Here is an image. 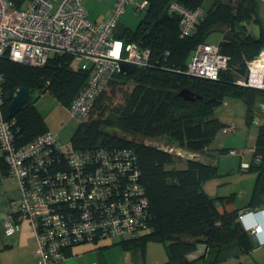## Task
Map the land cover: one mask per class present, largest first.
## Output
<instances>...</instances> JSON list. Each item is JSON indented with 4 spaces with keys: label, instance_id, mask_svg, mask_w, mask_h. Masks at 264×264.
Returning a JSON list of instances; mask_svg holds the SVG:
<instances>
[{
    "label": "trees",
    "instance_id": "16d2710c",
    "mask_svg": "<svg viewBox=\"0 0 264 264\" xmlns=\"http://www.w3.org/2000/svg\"><path fill=\"white\" fill-rule=\"evenodd\" d=\"M13 1L18 4V0ZM146 1L142 8L133 5L135 13L144 12L138 25L134 29L121 30L117 26L114 36L126 44H137L141 50L148 49L151 65L138 66L131 74L117 71L104 84L86 115L75 117L72 109L87 85L89 75L72 66L73 55L56 52L43 66L15 62L5 55L0 60L4 118L12 124L16 145H28L50 132L36 105L37 93L48 91L54 95L71 117L79 121L71 142L64 144L70 151L104 149L130 153L133 166L129 176L136 172L138 176L134 182L129 176L120 179L119 196L124 200L125 190L134 185L144 191L149 201L150 231H141L135 239L122 237L121 244L129 248L148 241L163 243L168 253L164 264H216L218 257L210 254H217L229 243L236 242L244 251L253 246L239 214L247 207L257 210L264 207V127L259 130L252 147V161L245 169L242 162L240 165L243 172H256L246 208L228 207L234 204L235 194L214 198L204 189L208 179L218 176L216 154L210 144L221 130L233 124L227 125L214 117V110L227 96L241 97L250 123L256 100L264 94L235 84V73L245 76L247 62L264 49V30L256 42L246 28H239L253 15L257 17V0H213L210 7L204 6L206 0ZM174 3L190 11L202 10L199 21L187 36L181 35L182 16L172 9ZM257 23L261 25L258 17ZM215 31L223 34L219 46L229 57L228 68L217 80L185 74L191 56ZM20 87L30 92V100L17 114L9 117L6 96ZM183 89L201 98L186 100L180 96ZM148 139H163L170 149L149 144ZM173 149L187 151L193 156L182 157ZM54 155L61 156L58 152ZM57 158L52 170L66 171L64 157ZM183 162L186 167L178 168L177 164ZM2 163L7 172L3 157ZM111 238L115 237L96 238L93 242ZM199 244L211 251L210 257L206 259L207 253H204L190 259L189 255ZM73 246L64 249L65 257Z\"/></svg>",
    "mask_w": 264,
    "mask_h": 264
},
{
    "label": "built area",
    "instance_id": "2783aa9c",
    "mask_svg": "<svg viewBox=\"0 0 264 264\" xmlns=\"http://www.w3.org/2000/svg\"><path fill=\"white\" fill-rule=\"evenodd\" d=\"M128 4L142 8L147 1L116 0L110 17L96 22L88 17L82 0H60L56 6L52 0H31L26 9L17 8L13 0H0V60L8 55L15 62L43 66L56 52L73 55L72 66L89 77L72 113L85 116L104 84L120 70L121 61L139 67L151 65L148 49L141 50L137 44H126L114 36ZM171 7L182 16V37L189 35L202 15L201 8L190 11L176 3ZM228 62L219 45L201 44L185 74L217 80ZM2 80L0 75V153L21 190L12 214L1 222L5 234L13 235L20 227L19 220H29L37 238V264H56L65 258L63 251L70 246L105 237L135 239L141 231H150L149 201L144 191L134 185L125 190L124 200L119 196L120 179L132 170L130 153L104 149L72 152L52 132L18 147L12 124L4 118ZM236 84L264 90V49L247 62V72ZM260 110L264 127L262 98ZM259 121L254 120L256 124ZM229 128L233 130L234 123ZM55 152L67 162L66 171L52 170ZM239 153L243 152L230 151L232 155ZM242 167L247 168L248 162H242ZM137 176L136 172L128 178L134 182ZM249 212L241 211L240 219ZM249 231L262 233L263 226L256 224Z\"/></svg>",
    "mask_w": 264,
    "mask_h": 264
},
{
    "label": "crops",
    "instance_id": "0c3cea01",
    "mask_svg": "<svg viewBox=\"0 0 264 264\" xmlns=\"http://www.w3.org/2000/svg\"><path fill=\"white\" fill-rule=\"evenodd\" d=\"M52 1L57 4L60 0ZM30 3L31 0H18V4L15 3V5L19 9H24L23 7L26 9ZM82 3L88 11L90 19L105 21L110 17L116 0H82ZM132 6L133 4H129L125 7V12L118 25L119 30L126 27L135 28L136 22L132 20V11H134ZM260 9L261 11L264 9V0H257L256 2L257 17L264 30V16L260 14ZM257 118L255 115V119ZM251 193L241 191L240 196L236 195L234 204L228 205V207H238L243 210L249 203ZM20 195L19 182L16 177L4 169L2 154L0 153V264H37L39 261L35 255L37 240L30 222L27 219L19 220V230L11 236L5 234L1 223L5 217L12 214V209L18 204ZM209 195L211 196L210 193ZM225 196L227 195L218 196L217 194L212 197ZM247 209L250 212L244 215L241 224L248 231L253 246L244 251L236 242L229 243L217 254L215 252L210 254L212 257L215 255L218 257L216 264H264V207L259 210L248 207ZM256 224L263 226V232L257 235V241L253 237L254 234L249 233V228ZM112 239H100L97 242L77 244L71 248L63 260L56 264H164L168 259L167 248L163 243L148 241L136 247L128 248L121 244L123 239L119 241ZM204 253H207V259L210 257L211 251L208 252L205 245L199 244L197 250L190 254L189 258L196 259Z\"/></svg>",
    "mask_w": 264,
    "mask_h": 264
},
{
    "label": "rangeland",
    "instance_id": "374dc122",
    "mask_svg": "<svg viewBox=\"0 0 264 264\" xmlns=\"http://www.w3.org/2000/svg\"><path fill=\"white\" fill-rule=\"evenodd\" d=\"M141 2L140 0H137ZM213 0H206L204 6L210 7ZM129 5V4H128ZM56 6V4H55ZM25 9V7H23ZM27 8V7H26ZM133 10L134 7L132 6ZM133 22H136L135 27L138 25L142 14L144 12L135 13L132 11ZM260 14L264 16V9H260ZM223 39V34L220 31L212 32L207 36V43L212 45H219ZM228 68V67H227ZM236 81L244 77L235 73ZM36 105L42 115L44 116L48 128L51 132L57 134L59 141L62 144L71 142V138L75 133L79 121L71 117L66 107L59 102L54 95L48 91L37 93ZM36 96V95H35ZM264 100V94L260 96ZM261 98L256 100L254 112L252 113V122L249 123L247 119V108L245 102L238 96H227L224 102L218 106L213 116L219 118L227 125L234 123L235 127L224 128L213 139L210 144V149L215 152V161L218 167V176L208 179L204 183V189L211 194V196H223L235 193L241 195V191L252 192L255 181L256 172H243L240 168L241 162L252 161V147L256 142L259 130L262 126V115L260 112ZM260 119L257 125H254V119ZM147 143L160 147L170 149V146L165 143L163 139L146 140ZM175 148V147H174ZM231 150H236L239 153L236 155L230 154ZM173 152L181 153L182 157H189L191 154L181 149H173ZM178 168H185V162L177 164ZM219 188V190H217ZM122 237H115L114 240H120ZM109 240V239H106ZM113 240V239H112Z\"/></svg>",
    "mask_w": 264,
    "mask_h": 264
},
{
    "label": "water",
    "instance_id": "95a60500",
    "mask_svg": "<svg viewBox=\"0 0 264 264\" xmlns=\"http://www.w3.org/2000/svg\"><path fill=\"white\" fill-rule=\"evenodd\" d=\"M240 30L246 28V30L251 34L252 38L256 41H259L262 35L261 26L257 23V17L255 15L252 16L250 20H247L245 23L240 24ZM138 66L135 63H129L125 61L120 62V71L125 74H131L134 72ZM200 78V77H199ZM209 80L207 78H200ZM236 84V83H235ZM237 85V84H236ZM262 93L264 90L256 89ZM180 96L185 98L186 100H195L196 98H201L200 96H193V93L188 89H183L180 92ZM31 94L25 87H20L15 93H8L6 99L9 100L8 112L9 117H13L17 114L23 106L30 100ZM256 125V123H254ZM253 237L257 241L256 235Z\"/></svg>",
    "mask_w": 264,
    "mask_h": 264
},
{
    "label": "flooded vegetation",
    "instance_id": "af4514ba",
    "mask_svg": "<svg viewBox=\"0 0 264 264\" xmlns=\"http://www.w3.org/2000/svg\"><path fill=\"white\" fill-rule=\"evenodd\" d=\"M259 25H260V24H259ZM260 26H261V25H260ZM261 30H263V29H262V26H261ZM261 36H262V35H261ZM260 39H261V38H260ZM255 41H256V40H255ZM256 42H258V41H256ZM204 44H209V43H204ZM235 83H236V82H235Z\"/></svg>",
    "mask_w": 264,
    "mask_h": 264
},
{
    "label": "clouds",
    "instance_id": "9594fccd",
    "mask_svg": "<svg viewBox=\"0 0 264 264\" xmlns=\"http://www.w3.org/2000/svg\"><path fill=\"white\" fill-rule=\"evenodd\" d=\"M255 235H256V237H257L258 234H255Z\"/></svg>",
    "mask_w": 264,
    "mask_h": 264
}]
</instances>
